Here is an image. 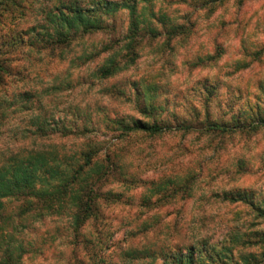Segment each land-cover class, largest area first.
Wrapping results in <instances>:
<instances>
[{
    "label": "rangeland",
    "instance_id": "1",
    "mask_svg": "<svg viewBox=\"0 0 264 264\" xmlns=\"http://www.w3.org/2000/svg\"><path fill=\"white\" fill-rule=\"evenodd\" d=\"M67 1L0 0V164L36 150L74 160L91 147L107 173L96 216L79 228L70 200L6 199L19 264H167L193 248V264H264V0H137L138 56L108 78L99 70L126 53L129 11L50 45L47 13ZM177 23L188 28L167 33ZM207 115L226 131L206 132ZM153 117L171 130L127 134L117 123Z\"/></svg>",
    "mask_w": 264,
    "mask_h": 264
},
{
    "label": "trees",
    "instance_id": "2",
    "mask_svg": "<svg viewBox=\"0 0 264 264\" xmlns=\"http://www.w3.org/2000/svg\"><path fill=\"white\" fill-rule=\"evenodd\" d=\"M62 7L58 8L56 13L53 11L47 13V19L56 25L53 31L50 29L47 31V41L50 45L66 42L79 30L83 33H91L108 29L109 25H105L103 14L108 16L120 10H128L132 20L128 28L129 33L124 39L123 48L126 53L122 60L116 56L109 57L99 71L102 78H108L127 68V64L134 63L138 56L136 36L138 31L144 29L141 27L144 21L141 22L136 17L137 0H95L91 7L68 0L62 3ZM168 27L167 33L173 34L184 33L188 28L182 23L171 24ZM150 30L154 31L153 28ZM13 43L15 42H10V45ZM7 72L8 68L4 61L0 60V81ZM147 93L150 94L149 91ZM261 122L264 125V118ZM117 123L120 125L119 129L126 131L127 134L155 136L171 130L168 123H159L155 117L152 121L135 119L133 124H127L123 120H118ZM179 126L184 129L192 127L185 122H180ZM203 126L206 132H223L227 129L223 122L211 120L208 115ZM96 153L97 151L89 147L79 154V159L60 161L59 158H52L42 150H36L26 156L12 155L0 164V264H19V258L25 250L22 243H13V235L8 233L3 225V222L6 224L7 219L5 212L2 211L6 199H22L28 208L46 205L51 200L62 204L70 200L76 207L73 217L74 224L78 228L87 218L96 216L94 204L99 196V183L107 173L103 165L94 164ZM231 199V201H244L248 199V195L240 198L233 196ZM59 207L63 208V205ZM257 208L259 214L264 216V207ZM216 252L217 255H222ZM194 253L195 248L186 254H175L172 256L173 261L167 264H193Z\"/></svg>",
    "mask_w": 264,
    "mask_h": 264
}]
</instances>
